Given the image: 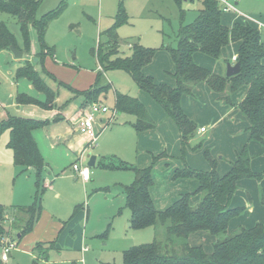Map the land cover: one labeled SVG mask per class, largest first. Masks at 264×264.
Returning a JSON list of instances; mask_svg holds the SVG:
<instances>
[{
    "label": "rangeland",
    "instance_id": "1",
    "mask_svg": "<svg viewBox=\"0 0 264 264\" xmlns=\"http://www.w3.org/2000/svg\"><path fill=\"white\" fill-rule=\"evenodd\" d=\"M200 6L201 0L182 2L186 14L185 23L194 19ZM238 9L258 21L264 19V0H238ZM47 13L50 15L44 19L43 43L54 50L55 60L59 63H51L49 57L45 59V64L52 65L56 77L45 68L39 69V72L43 82L53 91L55 97L60 88L59 95L64 102H69L72 96L80 100L81 103L76 111L77 117L85 113L92 104L84 95L86 89H77L89 86L94 80V67L98 62L95 55H92L91 49L97 46L99 40H106L105 34L101 36L100 34L111 27L117 19H122L115 30L119 54L122 52L125 55L129 54L134 43L156 49L151 63L147 69L145 68L147 72L145 74L159 83H173L172 61L168 51L163 48L166 44L175 45L179 27L178 8L173 0H43L36 17L41 20V17ZM221 18L227 25L247 21L255 26L254 21L242 16L232 22L233 15L230 13H223ZM0 20L7 23L18 36L17 23L13 17L0 12ZM29 30L35 45L38 46L34 27H29ZM32 53L31 47L28 51L25 50V58H31ZM197 53L203 55L207 63V66H202L217 74H223V62L215 61L202 52ZM231 53L232 49L228 47L226 54ZM5 56V54L0 55V113L5 112L7 115L17 117L36 115L35 117L39 118H49L51 109L47 107H57L55 100L46 107L36 103H29L28 106L26 104L19 108L12 105L13 100L10 96L16 87H20L32 96H36V91L29 87L30 82L26 79L16 82L15 73L19 63L14 60L11 52L7 53L8 58ZM232 61L235 62L234 59ZM69 62L76 64L77 67L68 66ZM102 78L110 82L112 89L133 97L139 95L148 110L150 109L149 113L158 124V129L138 138L132 128L135 122L134 115L118 112L110 120L107 119L111 114L100 116L98 118L105 119L107 124L98 134L96 141L83 148L81 155L83 162H88L86 153L89 152L103 160L113 158L127 164L146 167L151 164L148 151L155 155L166 151L172 155L174 163L180 164L181 149L177 127L172 119L164 114L156 101L140 89L131 75L122 69H108ZM243 88L241 87L232 96L236 98ZM211 94L204 84H200L194 87L192 96L183 98L182 106L185 112L198 126L210 125L219 115L216 106H220L222 102L216 95ZM101 97L99 101H104L106 105L112 107L114 100L112 90ZM240 116L238 110L233 111L225 119V126L221 123L210 126L202 136L198 138L194 136V139L192 137L185 151L187 163L196 169H208L210 166L203 153L206 149L211 155L214 150H220L215 156L218 164L224 162V159H218L220 155L226 159L232 157L229 151H233L236 145L235 139L239 138L237 128H241L242 119L246 122V126L243 125L241 132H246L248 125V122ZM38 134L42 142L46 143L47 132L40 131ZM8 139V130L0 133V203L4 207L13 204L28 205L32 201L33 180L18 174V167L12 162V152L6 145ZM71 157L70 151L61 146L56 153L46 158L51 173L49 179L53 180V183L43 196L40 219L32 232L25 234L18 244L15 242L18 227L15 226L12 240L7 237L0 240V256L5 245L14 243L11 256L7 261L2 262L0 259V264H70L71 262L121 264L125 250L153 240H164L166 230L163 225L132 226L131 212L125 205L124 197L120 191L113 190V186L118 184H130L133 181L130 173H112L90 166L93 171L91 180L83 183L74 180L69 166ZM160 158H165V155H161ZM159 159L151 167L154 181L151 196L155 207L163 209L181 192L183 183L172 181L168 171L169 166L166 167ZM216 169L219 174L223 173L219 172L217 166ZM106 186L112 188L111 193L101 190ZM9 222H6L5 226ZM53 238H57L55 244L58 248H51L46 258L38 256L37 251L34 250L35 244L40 242L36 247L44 250L46 246L44 243ZM52 246L54 242H50L49 247ZM84 247L86 250L82 252ZM81 258L83 261H80Z\"/></svg>",
    "mask_w": 264,
    "mask_h": 264
},
{
    "label": "trees",
    "instance_id": "2",
    "mask_svg": "<svg viewBox=\"0 0 264 264\" xmlns=\"http://www.w3.org/2000/svg\"><path fill=\"white\" fill-rule=\"evenodd\" d=\"M43 0H0V12L16 20L17 34L4 21L0 20V52L9 48L30 49V30L34 27L38 46L31 58H26L17 67L16 79H26L33 88L42 93L43 100L26 93H18V104L36 103L46 107L55 99L53 91L43 82L39 69L44 70L46 56L53 57L54 50L43 43L44 14L39 20L36 12ZM178 8L179 27L175 45H163L174 65L172 78L174 84L156 82L145 74L144 68L149 65L156 49L143 47L137 43L131 45V51L119 54V43L116 28L122 22H116L106 29V40H99L91 49L99 69L93 83L85 90L87 99L94 103L106 96L111 90L114 95L112 108L120 113L132 114L135 122L132 127L137 133L154 129L155 121L141 100L129 94L112 89L110 82L103 80L108 69H122L128 72L138 87L144 90L163 109L167 117L175 123L181 149L182 168H176L172 179H194L196 187L192 192L182 193L169 206L157 209L153 203L150 189L153 186L151 167L164 152L152 155V162L146 167L127 164L121 160L111 159L102 162L101 167L107 170H124L133 174V181L122 186L125 205L131 212V225L136 227L165 226L164 240H153L125 250L121 264H264V223L257 222L246 228L238 227L227 234L229 220L243 211V206L231 207L230 200L236 190L239 179L249 177L261 179L264 172H254L250 168L251 156L247 145H243L230 162V169L219 174L216 159L209 150H204L208 160V170L190 167L185 160V151L189 140L196 135V123L185 113L181 101L183 96L192 95L199 83H205L216 93L225 105L235 107L248 125L246 132L249 141H257L264 152V46L262 34L249 22H237L231 27L222 22L223 10L218 0H201L196 16L185 23L184 0H173ZM232 42L238 43L235 61L239 62L240 71L231 77L218 75L196 63L193 56L202 52L208 57L219 60L221 51ZM36 58V61H34ZM224 62V60H223ZM40 65L39 69L37 66ZM227 86L229 92L226 91ZM241 87L246 88L242 100L231 101L230 94ZM48 120H35L25 117L7 115L0 120V133L9 132L7 147L12 152V162L19 168V173L33 168L35 190L28 205L4 207L0 203V240L10 233L11 228L18 227L22 236L32 230L41 212V199L44 193V160L37 147L32 131L41 128ZM193 196H199L196 203ZM264 205V195L260 197ZM19 219V221H18ZM9 222L5 226L6 222ZM14 224H17L14 225ZM198 231H206L216 237L211 252H206L201 245L191 246L188 238ZM37 245V244H36ZM35 250L38 256L47 257L48 246L42 251Z\"/></svg>",
    "mask_w": 264,
    "mask_h": 264
},
{
    "label": "crops",
    "instance_id": "3",
    "mask_svg": "<svg viewBox=\"0 0 264 264\" xmlns=\"http://www.w3.org/2000/svg\"><path fill=\"white\" fill-rule=\"evenodd\" d=\"M236 7L238 9V1L236 3ZM223 13H230V14H232L233 15L232 22H234L237 18L240 17L237 14H235L234 12H223ZM185 16H186V14H185ZM259 21H261L262 23H264V19L263 20H259ZM222 22L225 25H227L224 21H222ZM232 25H227V26L231 27ZM34 42L35 41L32 38V35H31V32H30V47H31V52H33L32 55L37 50V46L35 45ZM263 46H264V39H263ZM228 47L229 48L231 47L232 53L227 55L226 54V50L228 49ZM237 48H238V43L237 42H232V43H230L229 45H227L226 47H224L222 49L221 56H220V59L219 60L218 59L217 60L213 59L215 61H221V62H223V60H224V62H223L224 72H223V74H218V75H224L225 74L226 62H228V61L229 62H233L232 59H233V57H236ZM7 53H10V52L2 51V52H0V55L5 54L6 55L5 57L8 58ZM12 57H13V55H12ZM48 57L49 56H46V58H48ZM203 57H204L203 55L201 56V54L198 55V53H195L194 56H193V59L199 65H201V66L202 65L207 66L206 65L207 63L205 61V58H203ZM49 58L51 60V63H53V64L59 63V62H57L55 60V53H54L53 57H49ZM24 59H26L25 56H24V53H23V56H22L21 59L14 58V60L17 61L19 64ZM67 64H68V66H73V67L75 66V67H77V65L74 64V63H72V62H69ZM172 65H173V63H172ZM39 66L40 65L37 66L38 69H39ZM43 67L45 69H47L49 72H51L54 75L53 70H52V65L45 64V60H44V63H43ZM147 67H148V65L145 68L147 69ZM145 68H144V72L147 73L146 70H145ZM98 69H99V67H98V64H97L94 67L95 74H96V71ZM173 69H174V65H173ZM94 79H95V77H94ZM19 80H23V79H18V80L16 79V82L18 83ZM57 80H59V79H57ZM61 81H63V80H61ZM63 82L66 83L65 81H63ZM92 83L93 82H91L89 84V86ZM66 84H68V83H66ZM167 84H169V83H167ZM173 84H174V80H173V83H170V85H173ZM200 84H204L209 89V87L205 83H199L198 85H200ZM70 86H72L74 88H77V87H75V86H73L71 84H70ZM89 86H87L85 88H77V89H79V90H85ZM29 87L31 89H34L33 88V85L31 83H30ZM59 90H60V88H58L57 96L54 99L55 100V103L57 102V107H55V108L54 107H47V108L51 109L50 110L51 111V115H50L49 118H47V117L46 118H39V117H35L36 115L35 116L34 115H27V116H25V118H31V119H35V120H48V123L46 125H44L41 128L34 129L32 131V134H33V137H34L35 142L37 144V147H38V149H39V151H40V153H41V155L43 157V160H44V180H43V186H44L45 189H44L43 196H44L47 188L50 187L51 184L53 183V180H50L49 179V176L51 175V173H50L49 166H48V162L46 161V158H48L51 154L56 153L58 151L59 147L63 146L67 150H69L70 153H71V156L72 157H71V162H70V165H69L70 166V169H71V164L75 160L76 154L80 153L83 150V148L85 147V145H86L85 138L83 136H81L76 131V121L78 119L77 112L76 111H77L78 106H79V104L81 102H80V100L78 98H73V96L70 97V101L69 102H64L60 98V95H59L60 92H59ZM193 91H194V89H193ZM209 91L212 93L211 95H216V97L219 99V97H218V95L216 93L212 92L210 89H209ZM226 91L229 92V87L228 86H227ZM245 92H246V88H243V90L237 95L236 98H234L232 96L234 93L233 94L231 93L230 94L231 101L233 103H235V104L238 103V102H240L242 100V98L244 97ZM18 93H26V94H28L26 91L22 90L20 87H16V89L13 91L12 95L10 96V98L13 100L12 105H15L17 108H19L20 106L26 105V104H18L16 102V95ZM28 95H30V94H28ZM70 95H71V93H70ZM192 95H193V92H192ZM192 95H186V96H183V98L184 97H187V96H192ZM35 97H40V100H43L44 99L43 94L42 93H39L37 91H36V96ZM136 97L139 100H141L139 95H136ZM106 98L107 97H105V99ZM183 98H182V101H183ZM182 101H181V105H182ZM220 101L222 102V104L220 106H216V109H217L216 112L219 115H218V117L214 121H212L210 123V125H208L206 127L205 126H198L197 123L195 122L196 123V126H197V129H196V133L197 134L195 135V138H198L200 135L202 136L204 134V132H207L208 127H210V126L212 127V126H215V125L220 124V123L223 126H225V124H224L225 123V119L229 116V114L231 112H233V111L235 112L237 110L233 106L225 105L222 100H220ZM102 102H104V101H102ZM113 102H114V100H113ZM143 104H144V102H143ZM28 105L29 104H27V106ZM147 110H148V108H147ZM148 112H150V109L148 110ZM164 114H165V112H164ZM6 116H7V113H5V112H3V114L0 113V118H1L0 120L4 119ZM189 118H191V117H189ZM191 119L194 120L193 118H191ZM243 125L246 126V122L242 119V123L240 125L241 128L240 127L237 128V130L239 131L238 132L239 133V138H236L237 140L235 139L236 145L233 148V151L230 152L229 150H227L232 155V157H227L228 159H226L222 155H220L219 158H218V159H221V160L224 159V162L219 163V164L217 163V168H218L219 172H223V173H220V174H225V173H227L229 171V169H230V162L232 160H234L237 152L240 151L241 148L243 147V145H245V144L247 145L249 154L251 156L250 168L253 171H255V172H264V152L261 151V149H262L261 148V145L257 141H249L248 140L247 132H244V131L241 132ZM201 127H205V131L202 132V133L199 132V129ZM157 129H158V124L156 123V126H155L154 129L147 130V131H143V132H140V133H137L135 130L134 131H135L136 137L140 138L141 136L146 135V134H149V133H152V132L156 131ZM40 131H42L43 133H46L47 132V135H46L47 142L46 143H43L42 142V140L40 138V135L38 134ZM177 133H178V130H177ZM178 139H179V134H178ZM193 139H194V137H193ZM219 151L220 150H214L213 151L212 156L215 159H216L215 156L217 154H219L218 153ZM163 152L165 154V158H160V159L158 158V159L161 160V162L166 167L169 166V170L168 171L170 172L171 179H172V174H173L174 170L176 168H182L183 167V162H182V160H180V164H176V163L173 162L172 155L168 154L166 151H163ZM148 153L150 154V159H151V162H152V155H155V154H153L151 151H148ZM156 155H158V154H156ZM89 156H92V155L89 152H87L86 153V157L88 158V160H89ZM111 159H113V158H110L108 160H103V159L99 158L98 156H95V161H94V164L92 166L93 167H98L99 169H102V170H105V171H109V172H112V173L126 172V173H130L133 176V174L131 172H129V171H124V170H107V169H104V168L101 167V163L102 162H107V161H109ZM186 163H187V161H186ZM86 164H87V162H86ZM135 166H138V165H135ZM138 167H140V166H138ZM89 169H90V178H89V180L87 182H89L91 180V177L93 175V171L91 170L90 166H89ZM208 169H206V170H208ZM225 170H227V171H225ZM34 171L35 170L33 168L29 167L28 169H26V171H24L22 173H19V168H18V174H20V175H22V176H24L26 178H29V179L31 178L33 180V184H34V173H35ZM71 171H72V169H71ZM73 175H74V180H80L81 181V179L77 175H75V174H73ZM172 181H181L183 183V187L181 189V192L176 195V197L173 199L172 203L178 198V196L180 194L186 193V192H192L195 189V187H196V181L194 179H189V178H186V179H177V180H173L172 179ZM87 182H85V183H87ZM123 185L124 184H118L117 186H113L114 187L113 190L120 191V193L123 196V193H122V186ZM153 186H154V183H153ZM152 187H151V189H152ZM151 189H150V193H151ZM34 190H35V185H34V189L32 191V195H33ZM101 190L103 192H105V193H111L112 192V188L110 186L102 187ZM261 195H264V177H262L261 179H258V180L257 179H254V178H246L245 177V178H241V179H239L237 181V188H236L235 192L233 193V195L231 197L230 206L231 207L243 206V211L239 215L234 216V217H232L229 220L228 227H227V234L231 233L233 230L237 229L240 226L249 228V227L253 226L254 224H256L257 222L264 223V205L261 204V202H260ZM43 196H42V199H43ZM31 199H32V196H31ZM42 199H41V210H42ZM198 200H199V196H193L191 198V202L193 204L196 203ZM172 203H170V204H172ZM11 206H22V205L21 204H13ZM159 210H161V209H159ZM41 212H40V216H41ZM40 216H39L38 220L36 221L34 227L38 223V221L40 219ZM12 231H13V228H11L10 233L7 235V238H10L11 240H12V238H11ZM71 232H73V231H71ZM24 235L21 236L18 233V231H17V240H15L16 244H18L20 242V239ZM56 239L57 238H53V239L48 240L49 242H45L44 243V244H46V246L49 247L50 242H54V246L49 247L48 248V251L51 248H58L56 246V244H55V240ZM215 239H216V237L214 235H211L210 233H208L206 231H198V232H195V233H193V234H191L189 236L188 243L191 246L201 245L206 252H211V250H212V243L215 241ZM37 243H40V242H37ZM41 243H43V242H41ZM46 246H44V247H46ZM34 250H35V248H34ZM85 250H86V247L82 248V252L85 251ZM9 256H11V250L9 252ZM80 261H83V258H81ZM71 263L74 264V262H71Z\"/></svg>",
    "mask_w": 264,
    "mask_h": 264
},
{
    "label": "built area",
    "instance_id": "4",
    "mask_svg": "<svg viewBox=\"0 0 264 264\" xmlns=\"http://www.w3.org/2000/svg\"><path fill=\"white\" fill-rule=\"evenodd\" d=\"M223 12H234L238 16H242L247 20H252L255 22V27L261 34H264V23L254 19V17L244 14L239 11L236 7V3L238 0H218ZM235 60V57H233ZM118 111L111 106L106 105L104 102L99 101L92 103L88 110L78 117L76 121V131L85 138L86 145L84 148L93 144L100 131L105 128L106 122L105 119L98 118L100 116H104L106 114H111L107 120L112 119V117L116 116ZM205 131V127H201L199 132L202 133ZM82 152L76 154L75 160L71 164V169L73 174L77 175L83 183L87 182L90 178V169L89 166L83 162ZM14 246V243L7 244L3 247L2 253L0 256L1 261H7L9 257V252L11 248Z\"/></svg>",
    "mask_w": 264,
    "mask_h": 264
},
{
    "label": "water",
    "instance_id": "5",
    "mask_svg": "<svg viewBox=\"0 0 264 264\" xmlns=\"http://www.w3.org/2000/svg\"><path fill=\"white\" fill-rule=\"evenodd\" d=\"M9 51L11 52V54L13 55L14 58L16 59H21L23 56V52L21 50H18L16 48H14L13 46H11L9 48ZM34 60L36 61V58H34ZM240 71V65L239 62H226V68H225V76L226 77H231L233 75L238 74ZM95 161V156H89V160L87 162V165L92 166L94 164Z\"/></svg>",
    "mask_w": 264,
    "mask_h": 264
}]
</instances>
